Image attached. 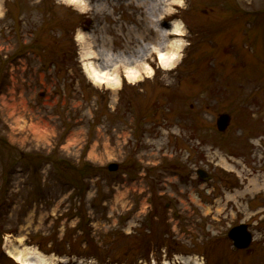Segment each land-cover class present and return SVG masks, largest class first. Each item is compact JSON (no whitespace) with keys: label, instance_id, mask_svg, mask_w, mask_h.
<instances>
[{"label":"rangeland","instance_id":"obj_1","mask_svg":"<svg viewBox=\"0 0 264 264\" xmlns=\"http://www.w3.org/2000/svg\"><path fill=\"white\" fill-rule=\"evenodd\" d=\"M86 1L0 0V264H20L11 246L49 264H264V0L171 3V70L132 0ZM95 53L139 62L94 84ZM138 67L151 76L130 82ZM242 222L246 249L228 236Z\"/></svg>","mask_w":264,"mask_h":264},{"label":"bare ground","instance_id":"obj_2","mask_svg":"<svg viewBox=\"0 0 264 264\" xmlns=\"http://www.w3.org/2000/svg\"><path fill=\"white\" fill-rule=\"evenodd\" d=\"M72 4H76L80 9H86L88 3L86 0H68ZM176 0H132L131 4L142 9L144 14V21H146L148 27L153 30L156 34V39L153 42V46L147 44L145 50L153 54V52H158L160 54V64L166 70H171L176 67L180 59V51L184 48V43L182 42L183 37L186 36L185 29L182 26V23L175 22L172 28H168L167 16L173 13H170L167 9L171 3H175ZM98 9L100 11L105 10V5L100 4ZM167 13V14H166ZM79 41L85 42L86 38L82 35L77 37ZM97 40L93 39V44ZM166 52V53H165ZM148 54L143 57V59L148 60ZM121 61H118L117 58L110 55H101L95 53L93 59L97 63L86 64L84 66V72L88 78L94 84L108 83L117 85L119 82L115 80V73L120 72V65H131L132 63H138V59H132L126 56L121 57ZM118 65V66H117ZM147 73L148 76H151L152 70L150 67L146 68L144 71L140 67L138 69L128 68L126 76L130 82L139 80L143 73ZM107 78V80H105ZM231 167V166H230ZM257 187V184L254 185V189ZM30 249L28 246L26 248H21L19 246H11L9 248V255L13 257L20 264H49L47 257L41 253V251L36 248L28 251Z\"/></svg>","mask_w":264,"mask_h":264},{"label":"water","instance_id":"obj_3","mask_svg":"<svg viewBox=\"0 0 264 264\" xmlns=\"http://www.w3.org/2000/svg\"><path fill=\"white\" fill-rule=\"evenodd\" d=\"M231 121V116L228 113H223L220 115L218 119V127L220 130L227 129L229 123ZM119 165L117 163H112L109 165L110 170H117ZM199 173L201 175H205V173L202 170H199ZM229 236L235 241V245L237 247H248L253 239V235L248 230L247 224H240L235 227H233L230 232Z\"/></svg>","mask_w":264,"mask_h":264}]
</instances>
